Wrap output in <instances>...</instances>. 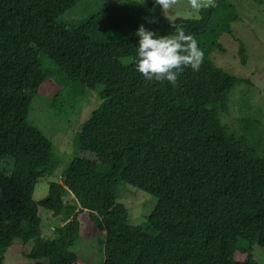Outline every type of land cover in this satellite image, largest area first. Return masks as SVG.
<instances>
[{"label":"trees","instance_id":"16d2710c","mask_svg":"<svg viewBox=\"0 0 264 264\" xmlns=\"http://www.w3.org/2000/svg\"><path fill=\"white\" fill-rule=\"evenodd\" d=\"M80 1L0 0V205L15 215L20 240L31 242L33 261L23 264L75 263L82 210L102 236V264H264V157L220 121L239 80L210 58L231 32L234 5L210 0L199 18L169 21L153 0L129 1L77 25L60 22ZM140 25L158 35L177 26L191 33L203 53L199 70L185 67L175 87L145 80L133 59ZM240 55L245 62L242 45ZM49 81L59 85L53 108L67 93L100 98L76 131L80 153L62 182H50L34 203L37 180L59 162L28 120ZM121 183L157 198L139 225L117 199ZM37 206L67 218L50 240L40 237ZM4 252L0 242V264Z\"/></svg>","mask_w":264,"mask_h":264},{"label":"rangeland","instance_id":"374dc122","mask_svg":"<svg viewBox=\"0 0 264 264\" xmlns=\"http://www.w3.org/2000/svg\"><path fill=\"white\" fill-rule=\"evenodd\" d=\"M129 1L142 0H81L67 10L59 21L77 25L92 14L100 12L104 6H118ZM230 1L237 18L230 24L231 32H224L218 37L223 49L213 48L210 53L216 66L239 80L228 95L226 110L220 114V121L233 133L243 135L255 147L258 155L264 157V0ZM197 2L201 6L194 9L191 0H173L162 13L169 21L176 17L197 19L210 0ZM241 45L244 48L245 62L241 60ZM58 87L57 82L53 81L41 85L39 92L43 96L42 100L35 99L29 106V122L49 139L52 152L59 157L56 170L37 180L31 198L34 203L47 194L50 182H62V170L71 158L80 153L75 142L76 131L99 103L98 92L86 90L84 93L64 94V103L53 108L49 100ZM65 198L70 200V194L67 193ZM117 199L125 206L132 225L143 223L157 201L156 196L127 183H121ZM35 211L40 219L38 224L43 240L52 239L67 222L66 217L53 216L44 207L37 206ZM15 218L6 206L0 205V242L5 247L3 264L33 261L29 255L31 242L23 243L20 240L21 234L16 229ZM77 218L80 223L79 238L71 249L78 259L73 264H102V236L94 223V215L82 210ZM256 248L260 249L254 245L252 257L259 260L261 255Z\"/></svg>","mask_w":264,"mask_h":264},{"label":"clouds","instance_id":"9594fccd","mask_svg":"<svg viewBox=\"0 0 264 264\" xmlns=\"http://www.w3.org/2000/svg\"><path fill=\"white\" fill-rule=\"evenodd\" d=\"M173 0H153L161 9H167ZM194 9L201 5L191 0ZM138 40L135 44L134 68L145 80L166 81L175 87L178 76L185 67L198 71L203 53L196 39L177 26L173 34H157L140 25L135 31Z\"/></svg>","mask_w":264,"mask_h":264}]
</instances>
